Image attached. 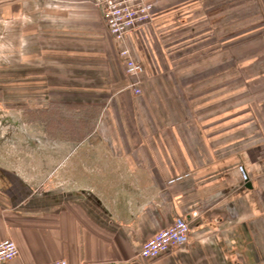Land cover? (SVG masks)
Masks as SVG:
<instances>
[{
    "label": "crops",
    "instance_id": "1",
    "mask_svg": "<svg viewBox=\"0 0 264 264\" xmlns=\"http://www.w3.org/2000/svg\"><path fill=\"white\" fill-rule=\"evenodd\" d=\"M148 1L136 95L94 0H0V242L20 250L0 264H264V112L230 94V0ZM178 218L187 244L141 258Z\"/></svg>",
    "mask_w": 264,
    "mask_h": 264
},
{
    "label": "built area",
    "instance_id": "2",
    "mask_svg": "<svg viewBox=\"0 0 264 264\" xmlns=\"http://www.w3.org/2000/svg\"><path fill=\"white\" fill-rule=\"evenodd\" d=\"M96 7L101 10L108 27L119 48V54L125 62V72L134 78L129 88L136 95L141 94L140 76L144 72L142 63L133 58V53L126 45V37L130 31L136 30L152 22L153 6L148 0H94ZM186 218H178L169 226L158 230L152 237L144 240L140 257L155 259L159 256L184 246L188 242L191 227ZM19 247L12 238H6L0 242V262L8 261L19 255ZM39 264H71L63 257L61 259L43 262Z\"/></svg>",
    "mask_w": 264,
    "mask_h": 264
},
{
    "label": "rangeland",
    "instance_id": "3",
    "mask_svg": "<svg viewBox=\"0 0 264 264\" xmlns=\"http://www.w3.org/2000/svg\"><path fill=\"white\" fill-rule=\"evenodd\" d=\"M229 3L226 14L228 23L227 26L223 25L222 32L223 34L227 32L229 38L228 67H230L229 80L232 86L230 94H235L238 98L240 109L245 107L251 110L252 106L249 103L252 100L256 109L258 105L264 112V81H261L259 86L258 79L254 78L253 86L252 79L253 71L257 72L258 69L264 71V0L245 1L244 7L240 1L230 0ZM261 75V79L264 80V72ZM244 76L245 78L242 79ZM229 107H233L231 103Z\"/></svg>",
    "mask_w": 264,
    "mask_h": 264
}]
</instances>
